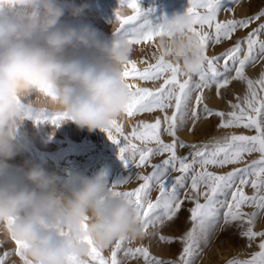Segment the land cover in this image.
Here are the masks:
<instances>
[{
    "label": "clouds",
    "instance_id": "9594fccd",
    "mask_svg": "<svg viewBox=\"0 0 264 264\" xmlns=\"http://www.w3.org/2000/svg\"><path fill=\"white\" fill-rule=\"evenodd\" d=\"M85 8L65 9L57 0H0V177L24 150L18 131L28 111L62 113L64 122L89 132H105L123 116L129 95L123 71L133 45L115 35L118 28L106 42L87 24L61 25L66 11L77 17ZM119 11L124 14L123 7ZM190 22L186 11L163 18L164 35L156 44V55L184 77L203 64ZM81 49L97 55L89 59ZM19 170L30 186L0 184V234L27 245L31 264H89V240L104 252L122 237L135 241L147 234L129 203L110 194L103 174L74 176L78 186L69 190L40 164Z\"/></svg>",
    "mask_w": 264,
    "mask_h": 264
},
{
    "label": "snow or ice",
    "instance_id": "6c2138e0",
    "mask_svg": "<svg viewBox=\"0 0 264 264\" xmlns=\"http://www.w3.org/2000/svg\"><path fill=\"white\" fill-rule=\"evenodd\" d=\"M238 2L239 0H229L226 4L224 0H188L186 14L191 21L188 30L197 37L199 46L203 49V64L195 74L198 79L193 80V76L184 77L178 66L166 62L163 56L158 57L156 53L152 54L154 62L145 57L140 59L139 63L145 65L143 69L138 68L137 61L130 59L123 71L129 90L124 113L128 117H134L138 113L159 110L163 116L156 117L151 123L139 121L127 134L117 119L111 121L105 129L108 138L118 145L121 160L130 159L137 169L146 166L152 168L148 175L136 173L135 178L142 183L134 190H117L132 178L110 185V194L129 203L146 233L150 227L158 229L166 221H173L184 202H192L193 207L188 209L191 229L182 238L159 235V240L166 243L181 239L183 248L178 260L158 258L144 246L125 247V243L130 244L131 241L122 237L111 247L107 257L89 240V264H126L128 257L138 256L143 258V264H195L201 244L206 245L211 234L220 226L221 209H226L223 212L225 225L232 221H243L247 227L241 235L249 240L261 238L260 251L253 254L250 260L232 259L227 264H264V231H253L257 216H264V95L261 94L264 93V72L256 80L249 79L245 74L246 66L264 59V41L259 40V35L264 33V24L250 32L245 40H237L233 47L220 56L209 57L206 54L211 44L230 39L238 28H247L253 21L264 17L262 10L247 19H217L220 11L233 10L228 4ZM119 3L121 7L131 9L132 14L121 15L119 9L116 10L119 28L115 35L118 38L126 39L131 45H151L156 38L164 35L159 23L149 19V14L155 9H144L140 0H119ZM243 43L247 45L246 52L242 48ZM221 59L222 71L218 68ZM130 77L160 83L154 88L140 87L129 83ZM233 81L245 82L247 91L243 97H237L236 103L228 102L230 111L214 110L204 102L206 89L214 86L216 96L221 97V90L227 89ZM193 93H196L194 102ZM26 115L37 124L46 122L56 126L66 119L62 113L28 111ZM212 116L219 118L218 128L243 127L254 130L255 134H232L213 138L208 143L186 144L179 139L178 131L184 129L189 121L191 127L187 130L192 132L197 121ZM162 133L172 137L170 143L161 139ZM152 144L156 147H151ZM178 148H189L191 151L180 157L177 154ZM253 152L260 153L259 159L252 160L244 167L233 168L225 174H216L209 170V166L223 168L226 165L239 164L246 153ZM165 153L168 154L167 158L161 163H151V157ZM170 170L180 173L171 186L166 183ZM189 180L190 185L187 184ZM249 184L254 190L252 196L246 195L243 190ZM153 186L159 188L155 202L149 198ZM181 189H187L183 192V199ZM243 205L255 207L258 211L244 213L241 210ZM15 245V254L22 264H31L24 254L27 245L20 241H16ZM120 253H123L125 259L119 258ZM9 255L8 252L0 255V264H6Z\"/></svg>",
    "mask_w": 264,
    "mask_h": 264
},
{
    "label": "rangeland",
    "instance_id": "374dc122",
    "mask_svg": "<svg viewBox=\"0 0 264 264\" xmlns=\"http://www.w3.org/2000/svg\"><path fill=\"white\" fill-rule=\"evenodd\" d=\"M57 2L65 9L73 5H87L81 16L73 17L66 11L65 15L61 17V25L78 27L87 24L97 31L99 39L107 42L114 38L113 31L119 28V22L116 21L115 16L116 10L121 7L119 0H57ZM224 2L227 4L229 0H224ZM140 4L144 9H155L154 12L149 14V19L153 20L154 23H160L163 18H171L174 15L183 14L188 7V0H140ZM228 6L233 10L230 12L220 11L217 16L219 21L247 19L248 17L256 16L260 11L264 10V0H239L238 3L228 4ZM123 13V15H131L132 10L125 6L123 7ZM260 24H264V17L253 21L247 28H238L230 39H222L219 44H211L206 54L209 57L220 56L233 47L237 40H245L248 34L258 28ZM158 39L159 37L151 45H133L131 60L137 61L138 68L143 69L145 67L143 63H139L142 57L147 58L150 62H154L152 54L156 53ZM259 40L264 41V33L259 35ZM242 48L246 52V43L242 44ZM80 54L89 59H93L97 55L94 50L83 49L80 50ZM242 56L243 53L241 54V58ZM218 68L221 71L223 70V59L220 60ZM261 72H264V59H259L254 65H248L245 68V74L249 79H258ZM183 78L181 77V79ZM197 79L198 77L194 75L193 80ZM128 82L148 88H154L160 83L140 81L138 78L131 77ZM246 91L247 85L245 82L233 81L227 89L221 90V97H217L215 87L213 86V88L205 90L204 102L214 110L228 112L230 111L228 102L236 103L237 97H243ZM195 94L193 93V102ZM261 94L264 95V93ZM162 116L163 114L159 110H156L153 113H138L134 117H128L124 113L117 120L122 124L125 134H127L139 121L151 123L154 122L156 117L162 118ZM218 123L219 118L215 116L201 119L196 122L194 131L189 132L187 130L188 127H191V121H189L184 129L178 131L177 135L186 144H192L208 143L213 138H221L232 134H255L254 130L243 127L218 128ZM203 135L206 137H202ZM18 137L24 145V150L8 161L12 169L6 176L0 177V184L14 182L18 186L28 185L23 172L19 169L27 170V167L35 163L43 166L48 172H54L61 176L63 178L62 183L69 190L78 186L72 181V177L74 176L95 178L103 174L109 185L116 184L126 178H132L117 189L131 191L142 183V181L135 178L137 172L148 175L152 171V168L149 166L137 169L130 159L127 161L121 160L118 145L114 144L105 132L100 130L89 132L87 128H80L71 121H62L59 123V126H56L46 122L37 124L32 119L26 118L18 131ZM161 139L165 143H170L172 137L166 133H162ZM135 142L139 143L138 141ZM150 146L156 147L155 144ZM190 151L189 148H178L177 154L183 157L188 155ZM167 155V153L154 155L151 157V163H161L167 158ZM259 156V152L246 153L243 161L239 164L226 165L223 168L209 166V170L216 174H225L233 168L244 167L246 164L251 163L252 160L259 159ZM26 162L28 163L26 164ZM196 167L198 168V166ZM177 175H180V173L170 170L166 183L171 186ZM187 184L190 185V180L187 181ZM185 190L187 189H181V199H183V192ZM243 190L248 196L254 195V190L250 184L244 186ZM158 195L159 188L153 186L149 193V198L155 202ZM191 207H193L192 202L185 201L173 221H166L165 225L158 229L150 227L143 238L131 241L130 244L126 242L124 246L132 248L144 246L149 249L152 255L158 258L173 261L178 260L183 248L181 239H175L171 243H166L159 240V235L182 238L192 227V223L189 220L190 212L188 211ZM241 210L247 214L258 211L255 207L248 205H243ZM224 211L226 209H221L220 226L211 234L206 245L201 244V251L195 259V264H227L232 259L246 261L250 260L253 254L260 251L259 244L261 238L256 237L249 240L247 237L241 235L242 231L247 227L243 221H232L225 225L223 221ZM253 231H264V216H257L253 225ZM110 250L111 248L105 250L103 254L106 257L109 256ZM5 252L10 253L6 264H22L20 258L15 254V243L6 235L0 234V255ZM119 258L125 259L123 253L119 254ZM126 264H143V258L139 256L135 258L128 257Z\"/></svg>",
    "mask_w": 264,
    "mask_h": 264
},
{
    "label": "bare ground",
    "instance_id": "6f19581e",
    "mask_svg": "<svg viewBox=\"0 0 264 264\" xmlns=\"http://www.w3.org/2000/svg\"><path fill=\"white\" fill-rule=\"evenodd\" d=\"M125 129H126V128H125ZM200 135H201V134H200ZM192 136H194V135H192ZM194 137H195V136H194ZM202 137H204V138H205L206 136H205V135H203ZM198 141H199V140H198ZM247 187H248V186H247ZM13 262H14V261H13ZM13 264H17V263H13Z\"/></svg>",
    "mask_w": 264,
    "mask_h": 264
}]
</instances>
